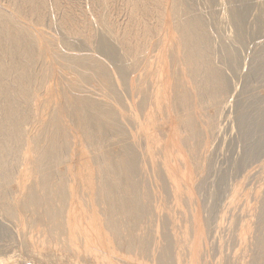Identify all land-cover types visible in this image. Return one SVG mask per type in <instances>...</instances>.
<instances>
[{"label":"bare ground","instance_id":"1","mask_svg":"<svg viewBox=\"0 0 264 264\" xmlns=\"http://www.w3.org/2000/svg\"><path fill=\"white\" fill-rule=\"evenodd\" d=\"M0 264H264V0H0Z\"/></svg>","mask_w":264,"mask_h":264},{"label":"rangeland","instance_id":"2","mask_svg":"<svg viewBox=\"0 0 264 264\" xmlns=\"http://www.w3.org/2000/svg\"><path fill=\"white\" fill-rule=\"evenodd\" d=\"M196 1H198V0H196ZM206 19L209 20V16H207ZM238 61H239V58L237 57L235 67H233L232 68V71L229 72L230 78L233 79V80L236 79V73H237L236 67L239 68L240 71H244L245 70L243 68H240V66L238 65ZM10 224L15 229H18L20 231L25 230V232H26L25 235L31 241H35V240H37V238H40V239H44L45 238L44 234L42 233V229L43 228H37V227L33 228V227H30L29 222H27L26 221V218L23 217V216L19 217L18 219H12Z\"/></svg>","mask_w":264,"mask_h":264}]
</instances>
